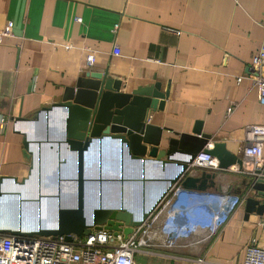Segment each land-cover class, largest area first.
Masks as SVG:
<instances>
[{
  "label": "crops",
  "instance_id": "0c3cea01",
  "mask_svg": "<svg viewBox=\"0 0 264 264\" xmlns=\"http://www.w3.org/2000/svg\"><path fill=\"white\" fill-rule=\"evenodd\" d=\"M7 21L11 34L0 38V176L20 180L30 165L31 154L22 147L30 129L13 119L33 117L84 73H106L120 81V91L155 82L166 90L162 109L150 111L147 120L161 129L159 149L199 123L210 137L205 147L223 142L242 161L247 128L264 124V106L248 76L264 34V0H0V29ZM230 102L236 106L225 116ZM49 133L54 137L51 124ZM262 150L264 157V142ZM183 159L174 153L163 166L148 164L147 176L170 177ZM49 166L53 182L41 184L54 188L56 165ZM204 170L213 173L205 189L239 194V206L215 235L198 230L163 247L154 234L133 253L137 264L242 263L249 239L260 234L256 206L245 212L244 198L264 203L262 190L250 189V177L237 167ZM161 186L147 183L145 202ZM135 191L136 204L126 206L140 205L137 185Z\"/></svg>",
  "mask_w": 264,
  "mask_h": 264
},
{
  "label": "water",
  "instance_id": "95a60500",
  "mask_svg": "<svg viewBox=\"0 0 264 264\" xmlns=\"http://www.w3.org/2000/svg\"><path fill=\"white\" fill-rule=\"evenodd\" d=\"M119 84V80L106 73H84L72 86L64 88L57 101L40 108L33 117L13 119L26 123L31 130L22 136V147L31 158L28 173L20 180L0 176L1 233L82 236L91 229H106L113 235L121 233L125 239L173 184L196 190H204L212 184L213 173L188 167L197 153L211 155L217 169L241 167V159L229 152L223 142L212 141L210 147H205L210 137L201 133L199 123L189 134L166 139V147L159 149L161 129L147 120L150 111L162 109L166 90L161 91L159 83L155 82L126 92L119 90ZM55 112L60 117V131L58 137H50L49 116ZM42 132L45 135L38 137ZM104 143L115 146L118 162V172H114L110 181L115 183L110 195L117 199L108 202L103 199L101 187V165L108 158L103 153ZM43 148L50 153L45 162L56 165L54 188L41 184ZM174 153L184 159L174 163L176 170L170 177L147 176L148 164L163 166ZM89 155L96 161L97 171L91 172L95 173V178L86 177L84 170ZM67 157L72 172L66 175L60 170ZM149 182H162V186L145 202V187ZM132 184L139 187L142 196L140 205L135 208L124 205L122 200L126 195L124 187ZM248 184L253 191L262 190L264 196L263 178H254ZM257 204V200L246 196L245 212L256 206V213L262 214L264 203Z\"/></svg>",
  "mask_w": 264,
  "mask_h": 264
},
{
  "label": "built area",
  "instance_id": "2783aa9c",
  "mask_svg": "<svg viewBox=\"0 0 264 264\" xmlns=\"http://www.w3.org/2000/svg\"><path fill=\"white\" fill-rule=\"evenodd\" d=\"M11 27L12 22L7 21L0 29V38L11 34ZM262 27L264 29V22ZM162 29L175 35L180 33L169 27ZM248 76L256 89L258 102L264 106V34L251 57ZM235 106L236 103L230 102L225 108V116ZM4 122V116H0V123ZM247 135L249 139L241 150V167L237 169L250 177V183L254 178L264 179V124L248 127ZM188 167L215 170L217 163L208 153L199 152ZM242 199L241 195L228 191L196 190L173 184L125 239L121 233L113 235L106 229H91L82 236L72 233L27 236L0 232V264H137L132 258L133 253L137 248L147 246L154 234L159 236L163 247H173L178 240L198 230H205L207 235L218 234ZM257 225L260 234L249 239L241 264H264V211L258 216Z\"/></svg>",
  "mask_w": 264,
  "mask_h": 264
},
{
  "label": "rangeland",
  "instance_id": "374dc122",
  "mask_svg": "<svg viewBox=\"0 0 264 264\" xmlns=\"http://www.w3.org/2000/svg\"><path fill=\"white\" fill-rule=\"evenodd\" d=\"M49 123L52 125V129L54 131V137H58L59 135V129H60V121H59V114L58 112L55 113H50L49 116ZM41 122V120H39V123ZM50 141H57V139H48ZM103 145V153L106 155L105 157H108L107 159H104L101 165V173H102V190H103V199L104 201H113L116 200L117 198L113 197L112 195H110L108 192H111L113 190V188H115V183H110V181L113 178V174L115 171L118 172V165L116 163L117 162V156L114 155L115 154V146H112V144L110 143H104ZM64 152V151H62ZM49 151H47L46 149H42L41 151V160H43L42 162L44 163L43 166L41 167V172L42 174V180L47 183V184H52V169L51 167L48 165L49 163L45 162V160L48 158L49 156ZM64 155V153H63ZM66 160V159H65ZM61 170L64 172H71L72 171V167L69 163V159L67 157V162L61 166ZM97 165H96V161L92 158H90L89 156H86V162L84 165V170L86 173V177L88 178H95V173H91V172H96L97 170ZM126 189V195H124L122 197V200L124 201L123 204L124 205H135L136 204V185L132 184L131 186H126L124 187Z\"/></svg>",
  "mask_w": 264,
  "mask_h": 264
}]
</instances>
